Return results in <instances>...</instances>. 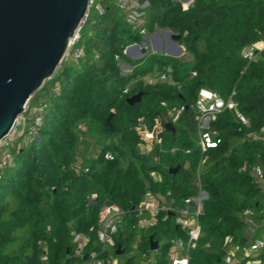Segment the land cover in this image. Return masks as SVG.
Wrapping results in <instances>:
<instances>
[{
	"label": "trees",
	"instance_id": "1",
	"mask_svg": "<svg viewBox=\"0 0 264 264\" xmlns=\"http://www.w3.org/2000/svg\"><path fill=\"white\" fill-rule=\"evenodd\" d=\"M149 2V31L156 26L171 29L193 58L182 62L150 53L131 59L123 50L142 42L141 32L126 22L112 0H103L104 14L90 7L75 43L83 47L84 55L77 62L61 64L31 98L32 104L45 105L39 138L20 147L12 145L14 163L0 168V264H42L43 257L44 264H88L86 257L75 254L73 231L90 237L85 254L99 251L98 211L106 200L129 212L106 257L119 256L121 245L125 264H138L136 258L141 261L144 253H151L153 237L162 243L156 264H172V240H186L185 233L172 217L160 216L138 241L132 209L148 190L171 191L177 202L196 196L198 169L208 198L190 264H231L227 262L231 244L250 248L259 239V229H264V187L242 168L247 162L264 170V50L252 61L242 51L264 42V0H196L187 10L174 0ZM118 56L131 64V71L123 73ZM155 64L158 69L151 82L142 78L129 85ZM163 73L170 80H161ZM202 88L224 98L235 91L238 108L249 119L245 125L234 110L220 114L212 130L221 142L204 155L197 144L193 110ZM139 92L142 101L130 105L127 99ZM174 107L182 109L177 122H172L176 137L165 129V121L163 147L148 150L140 131L153 128ZM82 123L87 125L85 132L94 130L105 138L96 156L80 154ZM108 152L114 159L105 157ZM176 167L179 170L171 173ZM152 171L161 173L160 181L150 175ZM91 194L97 195V205L88 204ZM248 209L260 223L250 242L244 240L250 225L245 217ZM259 240L263 245L255 252H262L257 257L264 264V235ZM136 243L138 251L132 254Z\"/></svg>",
	"mask_w": 264,
	"mask_h": 264
},
{
	"label": "built area",
	"instance_id": "2",
	"mask_svg": "<svg viewBox=\"0 0 264 264\" xmlns=\"http://www.w3.org/2000/svg\"><path fill=\"white\" fill-rule=\"evenodd\" d=\"M115 5L124 13L126 22L132 26L134 30L141 32L147 42H134L127 45L123 54L131 59L142 58L145 54L142 52V47L145 46L150 39H155V34L160 31L159 26H156V32H150L147 27V9L150 6L149 0H112ZM182 5L184 10L192 6L196 0H174ZM93 6L100 13L106 12V7L103 0H90V7ZM78 34L71 42L64 59L67 61L77 62L80 57L84 55V49L81 46L75 47L76 41L79 39ZM264 50V42L258 41L251 45L246 46L242 51V56L249 60H256L259 53ZM155 53V52H154ZM120 62L122 61L127 66L131 64L121 56H118ZM127 73V72H126ZM194 75H197L195 72ZM163 81L170 80L168 74L163 73L160 77ZM150 82L152 79L149 80ZM128 92V89H127ZM235 91H233L228 98L222 97L218 92L208 88L199 90L198 96L193 105L195 111L197 144L201 149L202 154H206L211 148H215L220 144L221 139L217 137L216 133L212 130V123L217 117L226 110H234L237 118L245 125L249 124V119L239 110L238 102L234 99ZM32 98V97H31ZM167 106V103H163ZM45 105L38 103L32 104L31 99L27 102L24 112L17 117L9 133L0 142V168L12 165L14 163V153L11 146L16 142L17 138L24 136L25 144L33 143L39 138L40 128L43 123V112ZM177 111V116L172 118V112ZM182 109L176 107L168 111V115L173 119L171 122H176ZM170 122V121H168ZM28 124V126H27ZM27 126V127H26ZM164 123L159 119L153 128H144L140 131L141 139L145 142L146 148L152 150L154 146L163 147L164 137ZM176 148H173L174 152ZM105 157L107 159H114V155L108 152ZM207 160V156H203L202 162ZM243 170H249L262 187H264V170L260 165L250 166L247 162L244 164ZM150 175L156 180L160 181L162 178L161 173L157 171L150 172ZM196 184L198 193L194 197L186 198L182 202H177L172 197V192L167 194L154 193L150 190L146 192L141 204L135 206L132 211L136 220L135 228L139 231L138 241H140L141 233L149 228L154 227L160 216L163 220L172 217L187 236V239L175 238L173 242V252L169 256V261L172 264H190L191 250L197 246L198 240L201 236L200 216L203 212L204 201L208 198V192L203 189L201 182L200 169L196 172ZM89 205H97V195L91 194L88 198ZM128 211L121 205L110 200L104 201L99 206L98 211V226L97 237L100 244L99 251H92L85 254V248L90 243V237L84 233L73 231V240L76 245V256L86 257L88 264H119L118 256L106 257L105 253L110 247L115 246V237L123 227ZM252 210L248 209L245 212V217L249 220L250 224L255 222L252 219ZM161 245V242H159ZM263 245V241L256 240L248 249L247 254L256 251L259 246ZM159 249V248H158ZM151 250V253H144L143 257L146 258L147 264H156V252ZM138 251V243L134 245L132 254ZM181 251L182 254H178ZM238 246L230 245L227 254V262L232 263L235 259V252H239ZM44 264L45 258L43 257ZM125 264V262H124Z\"/></svg>",
	"mask_w": 264,
	"mask_h": 264
},
{
	"label": "water",
	"instance_id": "3",
	"mask_svg": "<svg viewBox=\"0 0 264 264\" xmlns=\"http://www.w3.org/2000/svg\"><path fill=\"white\" fill-rule=\"evenodd\" d=\"M89 9L90 0H0V142L33 94L55 75ZM162 31L172 34L169 28ZM178 39L179 35L172 36L176 45L172 54L182 52ZM142 99L143 92H139L127 102L134 105ZM165 129L176 137L172 122ZM150 240L151 250H157L159 241ZM123 253L119 245L117 255Z\"/></svg>",
	"mask_w": 264,
	"mask_h": 264
},
{
	"label": "rangeland",
	"instance_id": "4",
	"mask_svg": "<svg viewBox=\"0 0 264 264\" xmlns=\"http://www.w3.org/2000/svg\"><path fill=\"white\" fill-rule=\"evenodd\" d=\"M159 28H160V31H158V34H159L160 38L156 39V40L154 39L155 44L153 43V40L150 39V43L148 42L145 46L142 47L143 48L142 53L146 55V54H150V53L155 52V53H160L163 55L172 56V57L177 58L178 60H180L182 62H189L193 58V56H192V54L187 52L186 47L183 44H179L182 47V52H180L178 54L170 53L171 50L174 51L175 46H176L173 44V42H171L172 36L176 33L172 32L171 35L165 34L166 37H164V35H163L164 33L162 32V29H164V28H161V27H159ZM143 41L147 42V39L145 37H143ZM157 46L158 47L161 46L162 51L156 50ZM66 62H72V61H67L64 59L61 64L64 65ZM120 66H121L123 73L129 72L132 70L130 65L127 66L122 61L120 62ZM170 68H171V66H170ZM157 69H158V64H155L153 70H149L145 75L139 74L137 77L132 79V81L130 82L129 85L132 86L138 79H142V78H146V80L149 81L151 78L154 77L155 73L157 72ZM177 115H178L177 111L172 112V118L176 117ZM172 118H171V116H169L167 114V115H164L161 118H159V120H160V122L162 121L164 123L165 121H167V122L172 121L173 120ZM27 126H28V124H27ZM80 128L83 131V133L81 134V137H80V146H79L80 154L82 156H88V157L96 156L97 154L100 153V151L103 147V141L105 140L104 136H102L100 133H98L94 130L85 132V130L87 129V125H85L84 123L80 124ZM24 144H25V142H24V136H23V137L17 138L16 142L13 144L12 147H14V146L20 147V146H23ZM12 147H11V149H12ZM252 225L255 227L256 222H253ZM263 235H264V229L261 228V229H259V232H258V238L262 239ZM260 253H262V252L260 251L254 256H257ZM235 255H236L235 258H238L237 261L238 260L240 261L241 258L242 259L244 258V252L243 251L240 254H239V252H235ZM118 257H119V264H124L127 256L120 255ZM135 260L138 264H147V260L144 257H143V260H141V261L139 258H136ZM244 264H259V259H258V257H251L248 260H246V262Z\"/></svg>",
	"mask_w": 264,
	"mask_h": 264
},
{
	"label": "crops",
	"instance_id": "5",
	"mask_svg": "<svg viewBox=\"0 0 264 264\" xmlns=\"http://www.w3.org/2000/svg\"><path fill=\"white\" fill-rule=\"evenodd\" d=\"M162 32H163V31H162ZM163 33H164V32H163ZM163 35H164V37H166L165 33H164ZM154 36H155V40L160 38L158 33H156ZM178 43H179V42H178ZM157 48H158V46L156 47V50H157ZM259 226H260V223H257V222H256L255 227H254L252 224H250L249 227H248V229L246 230V237H245L244 240H245V241H246V240H249V242H250L251 240H253V238L255 237V235H256V233H257V228H258ZM258 240H259V239H258ZM248 249H249V247H246V248H240L239 254L243 251V252H244V258H245V257H249V256H251V257H257V256H254V255L257 254V252H255V251L248 255V254H247ZM172 252H173V248H172ZM178 254H182L181 251H179ZM251 257H250V258H251ZM244 258H243V259H244ZM237 259H238V258H235L231 264H237L238 261H239V260L237 261ZM258 259H259V264H262V262H261V260H260L259 257H258ZM240 260H242V258H241Z\"/></svg>",
	"mask_w": 264,
	"mask_h": 264
}]
</instances>
